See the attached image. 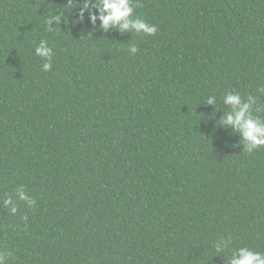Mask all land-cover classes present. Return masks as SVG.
<instances>
[{"label": "trees", "instance_id": "obj_1", "mask_svg": "<svg viewBox=\"0 0 264 264\" xmlns=\"http://www.w3.org/2000/svg\"><path fill=\"white\" fill-rule=\"evenodd\" d=\"M67 3L0 0L4 264H228L240 247L264 253V146L243 151L239 133L218 125L227 92L256 97L264 120V0H133L154 35L105 32Z\"/></svg>", "mask_w": 264, "mask_h": 264}, {"label": "clouds", "instance_id": "obj_2", "mask_svg": "<svg viewBox=\"0 0 264 264\" xmlns=\"http://www.w3.org/2000/svg\"><path fill=\"white\" fill-rule=\"evenodd\" d=\"M67 4H73L72 0H68ZM79 7V19L82 22L84 14L87 12L90 22L93 26L99 20V27L105 32L110 29H117L121 33H144L146 35H154L157 31L155 25L148 24L140 18H133L134 6L133 0H79V4H73ZM74 7V8H75ZM64 12L60 11V15L50 16L46 24L48 30H52L53 23L60 24L64 20ZM138 51L135 45H130L129 52L136 54ZM35 54L44 58L47 62L43 63V70L49 71L52 67L51 59L53 55L52 48L48 46L45 40L39 41L35 47ZM259 91L264 92V87ZM208 105L216 104V97L209 96L205 101ZM256 97L249 95L247 100H242L239 93L227 92L223 97V105L228 106L229 110L220 117L218 125L225 129L231 128L233 132L239 133L243 151L249 153L264 146V120L258 116H254L253 106L256 105ZM259 112L261 109L256 108ZM19 200L26 201L29 207L35 205V201L26 194L23 186H20L16 192ZM4 206L9 213L16 214L17 206L13 203L12 197L6 198ZM229 241H219L216 250L220 251L226 248ZM4 256L0 255V264H4ZM228 264H264V253L254 252L246 247L235 249L230 257L227 258Z\"/></svg>", "mask_w": 264, "mask_h": 264}]
</instances>
